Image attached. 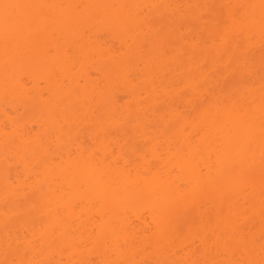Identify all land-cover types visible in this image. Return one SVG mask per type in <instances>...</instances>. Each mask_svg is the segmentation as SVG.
I'll return each mask as SVG.
<instances>
[{"label":"bare ground","instance_id":"obj_1","mask_svg":"<svg viewBox=\"0 0 264 264\" xmlns=\"http://www.w3.org/2000/svg\"><path fill=\"white\" fill-rule=\"evenodd\" d=\"M0 2L109 6L79 10L82 16L100 14L101 23H57L7 48L0 31V259L6 241L25 237L37 241L30 256L51 264L195 259L197 237L212 230L224 207L216 193L231 181L218 171L216 129L202 131L198 121L211 107L224 131L231 128L223 101L237 88L238 95L245 94L249 80L255 85L249 98L257 107L258 129L264 60L259 8L249 9L255 24L244 36L186 30V40L163 54L152 41L161 17L174 10L146 6L259 5L260 0ZM54 11L59 16L74 10ZM175 11L202 13L213 22L222 11L228 20L229 12L219 7ZM193 41L200 42L195 58L185 55ZM230 59L253 72L244 69L228 81L214 74ZM205 63L209 71L202 73L199 65ZM193 82L201 85L195 94L184 89ZM186 138L200 145L195 174H165L161 182L159 157L178 164ZM255 166L258 172V156ZM259 201L257 186L245 225L257 235ZM116 241L128 242L124 253L115 249Z\"/></svg>","mask_w":264,"mask_h":264},{"label":"snow or ice","instance_id":"obj_2","mask_svg":"<svg viewBox=\"0 0 264 264\" xmlns=\"http://www.w3.org/2000/svg\"><path fill=\"white\" fill-rule=\"evenodd\" d=\"M86 8H106V5H47L31 4L19 2H0V31H2L6 48L14 43H19L25 39L33 37L41 32L47 31L49 27L60 24H93L103 22L100 14L82 16L79 10ZM115 7V6H112ZM120 7L127 8L128 5ZM139 8L140 6H133ZM160 9H173L167 17H161L160 27L156 37L152 41V47L158 52L168 54V49L181 39L186 40L187 31H200L207 33L211 30L224 33H232L244 36L250 33L254 24L255 17L249 9L259 8V29L264 46V0H260L259 5H150ZM201 7H219L221 10L227 8L228 20L221 16L213 18L195 12L175 11L176 9H199ZM73 9L70 14L57 15L55 9ZM231 21L229 23L228 21ZM118 21V18H117ZM87 33H85L86 35ZM223 36L215 41L221 44ZM206 43V41H205ZM200 47V42L193 41L190 52L195 58L196 50ZM247 69L249 73L253 69L244 66H234L230 59L226 63H221L213 69L214 74L224 75L225 80H234L237 73ZM199 70L204 73L209 71L208 64L199 65ZM260 86H259V125L255 122L257 107L249 98L255 91V85L249 80H245L248 85L247 92L238 95L239 89H235L224 101L225 110L228 118L232 121V127L224 131V121L217 112H213L211 107L202 111L198 121L203 127L202 131H209L215 128V137L218 171L231 177L230 183L219 190L218 195L224 207L217 214L212 230L204 236H198L200 246L193 252L195 259L178 262V264H264V60L260 67ZM180 87V85H177ZM201 87L198 83H191L184 86L185 91L193 94ZM231 105L228 107V105ZM219 108V103L215 106ZM187 127L183 131L187 132ZM158 151V150H157ZM182 160L178 164L161 156V167L164 170L159 177L163 182L165 174L168 176H179L181 172L187 171L195 174L197 158L200 157V145L195 144L190 138H186L184 146L180 148ZM259 157V170L256 169V157ZM171 165V166H170ZM205 171L200 168L198 175L203 176ZM257 186L259 188V215L260 229L259 234L246 230V223L250 220L249 212L254 207L252 201L256 196ZM185 191H189L185 186ZM211 194V193H210ZM195 198H193V204ZM100 202L97 201V204ZM179 203V202H177ZM37 241L32 238H17L15 242L6 241L3 258L0 264H51L35 256H30L36 248ZM115 249L119 253H124L128 247V242L116 241ZM90 264H97L96 261ZM99 264H141V262L127 258H112L100 261ZM147 264V262H144Z\"/></svg>","mask_w":264,"mask_h":264}]
</instances>
